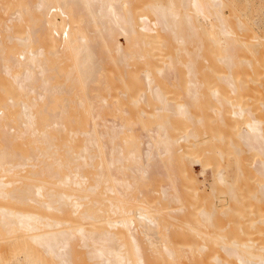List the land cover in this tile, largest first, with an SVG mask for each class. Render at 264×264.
Listing matches in <instances>:
<instances>
[{
  "label": "bare ground",
  "instance_id": "6f19581e",
  "mask_svg": "<svg viewBox=\"0 0 264 264\" xmlns=\"http://www.w3.org/2000/svg\"><path fill=\"white\" fill-rule=\"evenodd\" d=\"M239 5L0 0V264H264V31Z\"/></svg>",
  "mask_w": 264,
  "mask_h": 264
},
{
  "label": "rangeland",
  "instance_id": "374dc122",
  "mask_svg": "<svg viewBox=\"0 0 264 264\" xmlns=\"http://www.w3.org/2000/svg\"><path fill=\"white\" fill-rule=\"evenodd\" d=\"M240 2V5H239V9H238V12L242 15V16H246L248 19L250 18L251 19V22L254 24V28L259 32V33H262V31H264V0H238ZM227 13L230 14V11L229 9H226ZM79 19L80 21L83 23V21H85V18L82 14H79ZM53 17L56 19H59L57 15L53 14ZM231 20L234 22L236 21V18L235 17H231ZM75 28L77 30H79L78 26H75ZM59 37V36H58ZM122 39V38H121ZM191 45V44H190ZM107 70L103 73V75L101 74V78H105L107 77ZM106 74V76L104 75ZM104 76V77H103ZM248 87V86H246ZM114 89V88H113ZM246 89V88H245ZM101 91H104V88L102 90V88L99 89V92ZM106 90V89H105ZM111 90V89H110ZM107 91H109V89H107ZM102 92L103 95L106 94V92ZM111 93L114 91L111 90L110 91ZM110 92H107V95H111V94H108ZM109 98V96H108ZM112 99V95L110 97L109 100ZM139 104V103H138ZM137 104V105H138ZM137 107V106H136ZM135 107V108H136ZM139 107V106H138ZM44 115L41 114L40 118H42ZM128 119V120H127ZM131 117H126L124 120H125V123L126 125L130 126L132 125L131 124V121L132 119ZM141 131V130H140ZM131 134H134L132 135V140L134 138V136H136V133L135 132H132ZM0 143H2L0 141ZM135 147V145H133ZM194 172L195 174L198 176V178H200L201 180H203L204 182H209L210 184H214V180H213V174H212V171L210 169V167L208 166V164H202L201 162L200 163H194ZM184 186V188H189V182H184V184H182ZM184 194V193H183ZM151 199V198H150ZM264 225V222L262 223ZM213 243V244H212ZM208 247H212L215 245L214 242H208L207 243ZM184 249H186L184 247ZM190 250V249H189ZM191 252V251H190ZM189 251H187V253L189 254H193V252L190 253ZM24 253L19 251L16 255V258L19 259V261H21L23 264H32L34 262H36V260L33 258V256H31L29 259L25 254L23 255ZM26 259V260H25Z\"/></svg>",
  "mask_w": 264,
  "mask_h": 264
}]
</instances>
